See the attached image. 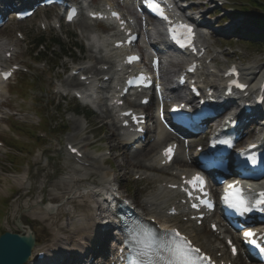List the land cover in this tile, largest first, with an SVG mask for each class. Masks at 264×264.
<instances>
[{
  "label": "rangeland",
  "instance_id": "rangeland-1",
  "mask_svg": "<svg viewBox=\"0 0 264 264\" xmlns=\"http://www.w3.org/2000/svg\"><path fill=\"white\" fill-rule=\"evenodd\" d=\"M100 1L101 0H93V2L95 3H99ZM208 8H210V5L207 4L205 8L203 7L199 11V13L203 14V19L207 21V23H210V21L212 23H216L218 21V18L213 13L206 16L207 13L205 12L208 10ZM53 14V10L39 12L33 19L21 23L12 22L6 28L0 31V39L14 45L12 52H14L13 56L15 58V62H21L23 65H25V67L28 68L29 71L28 75H30V77H34L37 84L33 89L28 91V94L23 97V99H21V97H19L15 93L16 89L13 88V85L17 82V76H15L14 79L8 83V91L12 95L8 97L5 102L0 104V112L5 111L2 107L8 109L9 114H7L6 117L11 116V114L14 113L16 114L14 118L17 119V121L25 123L27 122L29 124L36 123V121L38 120L37 115L39 112L35 111L34 103L44 102L45 104H47L46 101H49V98L52 95L51 92L56 90L54 87H58L64 84L66 74L59 73L61 68L55 71L54 74H51L49 71H47L46 67L33 62L29 57V50L32 43L31 41L37 36L38 33L43 31L39 27L40 21H42L47 16H52ZM242 15L245 16L246 14L243 13ZM232 22L233 21L231 20L229 21V23ZM99 30L100 29L98 25L88 23L87 27L85 28L80 22H77L73 25H62L59 31L47 30V34L45 35L48 37L62 36L64 41H66L64 34L69 33L75 35L76 39H78L79 42L80 40L82 44L84 42L83 50L81 51L82 53L76 55L75 57L77 60L83 59L89 64L92 61L88 58V55L92 54L95 56L96 53L93 52V48H91L92 52H89V48L91 45L88 40V36H90L93 32ZM17 32H20L22 34V40L16 37ZM150 34L151 36L153 35V37L157 36L154 30H151ZM151 36L150 38L153 40ZM232 39V42L231 40H228L229 42H224V39L214 36L209 41L210 43L214 42L215 45L219 46L223 51H227V47L225 46V44L233 45V51H235L232 53L215 52L211 54L210 57H215L214 64L223 66L225 63L229 62L231 60V56H233V59L239 65H241L244 71H248L249 68V71H253L255 65H261V63H264V46L262 48H258L256 46L247 45L242 41V38ZM157 40L158 42H160V38L158 36ZM55 53H59L57 47L55 48L53 56H55ZM96 56L99 57L100 52H98ZM62 62L64 65L63 60ZM70 63H72V60H70ZM169 70L171 71L172 68H169ZM172 73L173 72L171 71L170 74L172 75ZM57 77H59V79ZM1 97L2 96H0V98ZM75 105L76 104L71 102L70 99H66L61 101L60 110H57V112L55 108L50 104L48 107L43 108L45 109L44 112L48 113L50 117L56 116L55 112L59 113L60 115L63 113L65 115L63 123L67 126L68 130L61 136L58 133L45 131L48 134L45 137L42 146H36L33 141L26 138L24 135L17 134L11 130H8V128L5 127L3 123L5 122V120L0 124V140L7 144L9 143L10 138H12L18 141H24L29 145L27 153L22 155L23 162L20 169L17 171L20 173H26L28 178L27 187L29 189L20 187L14 184L11 178L0 175V231L5 229L15 230V221L19 219L21 224H28L29 227L34 230L40 244L49 243L53 232L50 228L49 223L47 224L45 221L35 218L36 216L28 215L27 211H24L26 207L30 209V205H33L41 199L43 200H41L43 203H46L47 201L57 203L62 199L60 197H55V195L46 190L48 186L59 187L57 183L58 177L72 168L71 163L57 158L56 149L62 148L64 141L83 140L87 143V145L84 146L83 149L86 155H91L94 149L103 154L107 153L106 150H108V152H111L110 155L105 154V157L108 158L113 153L111 150H109L110 146H120V144L117 145V143H115L116 136L115 134H113L114 131L110 129L108 125H104V127H101L103 123L99 121L97 117L98 115L88 117L86 116V114L85 116H82L80 114L78 116L75 115V118H70V114L68 112L69 110L75 109ZM79 111L80 113L84 112L81 106L79 107ZM39 132L43 131L38 130L37 134H39ZM114 148L116 155H114V158L112 160L106 161L105 164H110L112 168V174H114L118 179L117 183L121 188H123L127 192L129 191V196L134 200L136 204H139L142 202L143 196L141 195V188L144 186V183H141L138 180L136 182L133 181V183L131 179L140 165H135V159H131V155L127 152H122L117 147ZM182 150L189 154L194 149L183 147ZM186 157L188 161V155H186ZM3 161H5L4 155H2L0 159V170L5 171L6 173L15 174V171L13 169H10L6 166L8 162ZM140 162L141 166H143L144 164L146 165L148 163V158L143 157L140 159ZM105 167L107 166L105 165ZM173 169L175 168H173L172 166L167 170L171 172ZM97 171H94V173ZM97 177L98 176L95 173L92 174V177H90L89 179L90 181H92L96 180ZM78 184H80V182H78ZM152 189V185H150L149 190ZM3 198H6L7 200V204L5 205H3V203L1 202V199ZM62 216L63 214L60 212L55 215L57 220L62 218ZM12 223L13 225H11ZM65 230L67 231L60 230V232L72 235L71 229L66 228ZM207 234L208 231L204 229L202 235Z\"/></svg>",
  "mask_w": 264,
  "mask_h": 264
},
{
  "label": "bare ground",
  "instance_id": "bare-ground-1",
  "mask_svg": "<svg viewBox=\"0 0 264 264\" xmlns=\"http://www.w3.org/2000/svg\"><path fill=\"white\" fill-rule=\"evenodd\" d=\"M80 23L85 28L87 27V23L84 21V19L82 17L80 18ZM93 42L100 49L104 48L105 50H108V47L106 46V40L105 39H102V38L94 39L93 38ZM158 43L159 42L157 40V36L153 37V41L151 42V44H153V46H155ZM4 46H6L5 42L3 40H1L0 41V50ZM106 63H107V61H106ZM106 63H103V64H106ZM256 70H258V71L256 72ZM91 72H92V74H97L94 66L92 67V70L89 69L88 71H85V72L83 71V72L79 73V75L87 76V74L91 73ZM87 79H90V78L87 77ZM244 79L249 84H253L260 79L261 80L264 79V66L261 65V66L254 67V71L246 73V75L244 76ZM65 83L68 84L67 87H71V86H73L71 84L78 83L77 77L76 78L75 77H68V79H67V81H65ZM62 91H64V89ZM101 107H102V109L107 110L105 105H101ZM99 119H101V118L99 117ZM73 120H77V119H73ZM113 123H114V125L117 124L115 122H113ZM163 138L160 140L157 139V141H155L154 143L157 145V144H159V141H161V140L163 142H165V140ZM152 147H154V144L151 145L149 148H152ZM149 148H148V150H145V148H143V149H141V151L130 152L131 153L130 154L131 159L132 158L135 159V162H134L135 165L141 166L140 159L148 156ZM97 156H98L99 160L98 161L92 160L90 165H96L97 163L100 164V161H103V159H104L103 154L97 153ZM176 159H177V161L181 162L182 164L185 163L184 159L182 157H177ZM189 166L194 167V165H189ZM145 168H146V171L147 170H149V171L153 170L154 169L153 163L149 164L148 166H145ZM159 169H162V168H159ZM96 173H98V176H99L98 182H94V181L90 182V181H87L86 177H79L81 180L86 181V183L81 185V191L82 192H80V189H78V193H79L78 199L83 200V197H85L86 200L88 201V203H85L83 205L84 209H80L78 211V213H75L73 215V218H70L69 224H68L67 220H64V221H66L67 226L68 225L72 226L74 228V232H77V234L75 235L76 238L74 240H72L70 242V244H68L67 241L69 239V236L68 237H66L65 235L61 236L58 233V228L55 227L54 228L55 236L52 240V245L48 246L47 250L49 249V247H50V249L51 248L55 249L56 247L67 249V247L69 245L77 246L78 249H82L84 246L85 247L91 246L90 252L93 253L94 248H95L94 245H98L99 248H103L104 245H106V243L108 242V240L111 239L108 230L107 231L101 230L102 225L100 224V222H102L104 215H106V212H107L106 208H110V205H107L105 202V196L102 194V191L105 192L108 189V187L112 188L114 184H112V181L110 182V180H114V179H113L112 174H111L112 171L105 166H103V167L98 166V171ZM180 173H184V171H182ZM66 179H67V181H69V183L72 181V178L67 177ZM13 180L15 182H20V184H25L27 182L26 175H24V174L13 177ZM163 181L164 180H161L160 183ZM159 189L161 191H164V187H161ZM168 200H169L168 196H164L162 198H159V195H153L152 197L145 199L143 206L145 207V209L148 211L149 214H152L151 216H153V215L156 216L157 214H159L157 212L162 211L165 208ZM58 205H60V204L53 205L52 203L48 202V204L40 207L38 209V211L39 210L41 211L40 214L47 213L49 211L55 210V207ZM174 220L175 219H172L169 217H164V216L159 218V221L162 224H168V222L170 221V222H172L173 225L179 226L181 228V230L183 232L189 234L193 238L194 242H196L198 245H200L204 251L212 254L218 260L223 259L226 261H232V264H246V258L241 253V251L237 254V256H236L237 258L230 259V257L228 256V253L225 252L224 247H221V243L217 242V240H216L217 238L216 239L214 238V242L216 241V243H213V241L211 240V237L207 236L204 238V241L200 244V243H198V240H197L196 236L194 235L195 231H198V228L195 227L194 224L192 226H185L184 227V224L179 225L178 223H174ZM74 221L76 222V224ZM99 231H103V232L99 233ZM101 233H103V234H101ZM101 235H103L102 238H101ZM92 242H96V243L93 245ZM216 252H220L221 256L216 257L217 256ZM91 253H90V255H91ZM48 258H49V256H47V260H48ZM84 258H85V256H82V259H84ZM51 259H55V256H53ZM60 260L55 261L53 264H65V263L71 264L72 263V261L70 259H66L67 261L64 260L63 261L64 263H62ZM78 261H80V259H78Z\"/></svg>",
  "mask_w": 264,
  "mask_h": 264
},
{
  "label": "water",
  "instance_id": "water-1",
  "mask_svg": "<svg viewBox=\"0 0 264 264\" xmlns=\"http://www.w3.org/2000/svg\"><path fill=\"white\" fill-rule=\"evenodd\" d=\"M35 245L34 235L4 232L0 235V264H24Z\"/></svg>",
  "mask_w": 264,
  "mask_h": 264
},
{
  "label": "trees",
  "instance_id": "trees-1",
  "mask_svg": "<svg viewBox=\"0 0 264 264\" xmlns=\"http://www.w3.org/2000/svg\"><path fill=\"white\" fill-rule=\"evenodd\" d=\"M243 1H245V2H247L248 4H249V7H247V6H243L242 7V9H244V10H246L247 8H250V7H254V8H257V9H262V7H264V0H243ZM263 14V13H262ZM256 22H259L261 25L260 26H263L264 27V20L263 21H261V20H258V21H256ZM43 37L42 38H40L39 40H38V42H42L43 41ZM37 44V42L35 43V45ZM34 45V46H35ZM29 84L27 83V82H25V87H27ZM45 124V125H44ZM43 125H44V127H46L47 128V124L46 123H44ZM23 131V133H25V134H27V135H29V136H33L32 134H30L29 132H27L26 130H22Z\"/></svg>",
  "mask_w": 264,
  "mask_h": 264
}]
</instances>
